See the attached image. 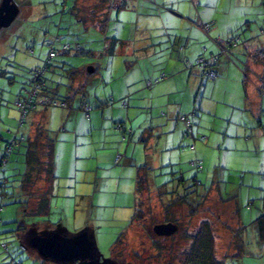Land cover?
Segmentation results:
<instances>
[{
    "label": "rangeland",
    "instance_id": "374dc122",
    "mask_svg": "<svg viewBox=\"0 0 264 264\" xmlns=\"http://www.w3.org/2000/svg\"><path fill=\"white\" fill-rule=\"evenodd\" d=\"M34 1L37 5L47 7L46 16L37 13L26 16L23 12L11 26L3 28L0 33V130H10L12 136L17 129L20 134L30 135L32 121L41 114L46 120L51 117L54 131L49 126L48 129L50 133H56L55 129L57 122L62 118L63 108L39 106L30 111L25 123L19 127L20 114L16 106V99L25 89L31 69L35 68L48 52L49 43L56 34H59L61 39L80 41L86 55L80 52L60 54L52 62L45 75L49 83L47 88L49 96L64 98L77 88L76 85L73 87V80L68 76L70 68L79 67L87 71L97 67L95 73L99 74L100 80H95L94 84L91 82L85 89L89 93L85 102L92 106V113L104 109L102 102L112 98V94L120 92L122 84H126V75L137 79V76L147 71L150 66L158 71L167 72L165 67L170 68L174 64L169 61L168 55L175 49L171 46L176 34L174 28L182 26L181 20L176 22L171 20L169 24L167 22L164 24L160 19L143 13L142 3L139 7L136 0H126L127 3L116 0L118 7L123 4L124 7H115L112 10L110 27L105 33H101L95 28L86 29L75 21V16L71 13L75 0H68L67 9H63L64 0ZM97 1H79L78 11L84 20L93 7L99 4ZM161 1L166 0L158 2ZM177 1L188 7L187 11L184 8L183 10L189 16L193 14L191 6L195 11V8L201 5L198 3L199 0ZM203 1L208 6L227 9L231 2L243 5L248 3L251 6L260 0ZM161 4H164L161 9L169 8L165 2ZM247 12L249 14L250 11ZM236 16L239 14L233 11L234 19ZM242 16L239 18L240 22H244ZM70 19L73 21L72 24L68 21ZM13 29H16V33L11 39L2 41L5 33L11 35ZM149 34L161 39L173 38L172 43H159L155 46L159 51L153 57V62L147 57V53L140 49L143 46L141 45L143 37ZM212 34H205V40L212 38ZM113 39L117 40L112 43ZM32 46L35 48L33 53L28 51V47ZM151 62L153 66L150 65ZM203 79L207 100L212 106L207 107L209 104L204 101L208 109L205 110L206 107L203 105L205 116L202 123L196 122L193 118V134H185L183 125L177 121L169 136L158 135L152 139L154 142L151 151L156 160H161V164L153 159L150 171L151 186L143 189L142 198H139L137 193L134 194V191L137 192L134 184L125 181L119 183V172L107 169V163L111 158L109 152H106L107 149L103 148L102 131L95 130L96 148L99 149L97 157H90L89 152L78 156L75 150L73 155L70 151L65 155L67 158L65 167L70 162L74 163L75 167L89 166L88 175L93 176L92 184L70 186L69 175L64 167L52 191L50 212L45 215L27 214L25 205L16 197L19 194L22 176L27 170V147L23 143L17 144L10 154L7 166H0V243L5 242L9 245V252L0 245V264H14V261H20L22 264H55L41 259L21 239L23 227L36 225L43 229L45 221H50L55 227L65 226L71 232H77L85 227L93 228L104 258L125 259L133 264H166L169 250L164 247L169 241L162 238L155 241L147 228L151 224L165 221L167 215L179 220L183 230L189 229L190 232L201 221L206 219L212 221L217 237L216 256L221 264H264V246L258 240L253 223L263 208L264 181L257 179L261 176L260 172L251 173L258 172L261 165H264V152L256 154L253 150L254 157L249 151H242L243 158L251 157L247 163L244 162L245 158H237L236 151H230L232 140L225 137V134L234 113L233 109L227 105L230 103L221 101L220 97L217 98V93L221 94V90L215 91V80L207 77ZM184 96H187V93L175 95V101H182ZM147 116L146 113L142 114V118L140 114L137 115L133 121L135 131L144 128ZM201 128L205 130L198 131ZM114 129L117 130L115 127ZM204 135L206 137H203ZM120 136L122 138L121 134ZM135 149V157L141 160L145 142L133 141L130 151L133 152ZM194 160L201 161V169L190 164ZM251 166L254 169H251ZM85 171L82 170L79 175ZM97 174L111 179L95 180ZM181 178L185 181H181ZM252 179L256 184L251 183ZM84 194L89 195L87 199H83ZM186 194H190L189 201L192 204H203L194 218H190L188 207L184 204L176 205L168 213L165 211L163 203L172 204ZM138 210H142V214L147 217L146 221L142 219L133 222ZM80 224H83L82 228L79 227ZM120 237L122 241L115 254L114 248ZM179 239L180 235L175 238L177 241Z\"/></svg>",
    "mask_w": 264,
    "mask_h": 264
},
{
    "label": "crops",
    "instance_id": "0c3cea01",
    "mask_svg": "<svg viewBox=\"0 0 264 264\" xmlns=\"http://www.w3.org/2000/svg\"><path fill=\"white\" fill-rule=\"evenodd\" d=\"M15 1L20 6V14L25 12L26 16L29 14L33 15L34 13L40 14L41 16L47 15V7H42L40 6L41 4L37 5L34 0ZM79 1L80 0H75L73 4L71 13H73L74 16L78 11ZM123 1L126 2V0ZM158 1L159 0H136V4L140 7V3H142V10H140L143 11V13L154 19H160L164 24L165 22L169 24L171 20H173V22L177 20L183 21V27L174 28L176 32L174 43L185 45V49L179 52L177 46V50H173V52L169 53V61L174 62V64L170 68L166 66L165 69L171 76L157 85L148 88L145 85V79L159 75L161 72L160 70L158 71L150 66V68L146 69L147 71L139 75L140 77L137 76V79L130 78L126 75V84H122L119 93L115 94L113 91L114 94H112L116 103H118L107 105L108 109H105V106H103L102 108L104 109L96 111L95 113H92V110L89 115H86L80 109L82 103L85 102V98L89 96V93H87L85 89L88 88L91 82L94 84L95 80L99 81L100 78H98L99 74H92L95 70L91 71L90 68L84 71L80 68L77 77L73 81V87L76 85L77 88L75 90L73 89L69 96H66L74 98L71 102L73 108H63L62 118L57 122L56 126L57 128L59 127V129L56 128V133H52L56 139L55 173L58 178L62 175L61 171L65 167V160L67 159L65 155L68 154L69 151L72 155L75 150V154L78 156L87 152H89L90 157L94 158L98 156L97 151L99 149L96 148L97 142L95 141L94 131L101 130L103 134L101 140V142H103V148L105 147V149H107L106 152H109L108 155L111 158L107 163V169L119 172V183L122 181L130 184L132 183L135 185L136 189L138 167L145 164L150 167L153 166V159L155 158L151 151L154 142L152 139H155L158 135L169 136L170 131H172L174 125H176L178 121V115L182 113L189 114L194 111L196 113L194 120L198 123H202L205 110L208 109L207 107L212 106L207 100L206 85L202 71L195 67L187 68L183 62L184 58L194 61L203 50V47H207L209 52H219L220 45L216 42V39H226L242 26H246L248 30L246 33L244 32L242 36L246 41L243 43V46H233L232 58L225 56L221 57L219 63L215 66L218 77L215 80L214 89L217 92L221 90V94L217 93V98L220 97L221 101L230 103L227 105H229L234 112L226 127L227 133L225 134V137H230L232 140L230 151H236V153H238L237 158H243L241 152L245 150L249 151L254 157L255 153L260 154L264 152V96L262 94L264 88V61H257L253 57L257 45L259 47H264V4L261 3L262 0L251 6L248 3L243 5L241 3L231 2V5L227 9H220L218 6H208L203 0H199L198 3L201 5L200 7L197 6L195 11L192 6L190 7L193 13L190 14V16L185 14L183 10L184 8L187 11L188 7L177 0L161 1L163 3L165 2V5L169 7H164V9H161V6L164 4ZM238 5L240 6L238 7ZM135 7L137 6L135 5ZM157 8H160L161 11L158 12ZM91 11L88 13V17L85 20L82 18L83 22L78 21L76 16L75 21L81 23L86 29L95 28L98 30L97 25H100L99 18L96 17L94 20L91 19ZM233 11L239 14L238 17L236 16V19L233 17ZM246 11H250L249 14L248 12L246 13ZM163 12H167L168 14L165 15ZM242 12L244 13L243 16L241 15ZM240 16H242L244 22H240ZM68 21L71 24L73 22L72 19ZM208 21L213 22L210 30V34H213L211 35L212 38L206 41L205 34L207 33L204 31L202 24ZM157 22L159 21L157 20ZM247 22L249 24H246ZM15 30L16 29H13L11 35L5 33L1 40L4 42L9 41L13 34L16 33ZM172 39L173 38H167L169 41ZM62 40L71 41L68 40V38H63ZM159 43H161V38L149 34L143 37L141 41V45L143 46H141L140 49H143V51L147 53V57L152 61L155 54L159 51V48L155 47ZM245 47L250 49V51H248L249 54L243 52ZM28 51H32V48L28 47ZM34 51L35 48L33 52ZM150 65L153 66V63ZM170 65L171 64H169V66ZM203 86H205L204 90ZM180 93H187V96H184L182 101H175L174 96ZM126 96H129L128 108L123 107L122 102H120ZM204 101H207L209 105L207 106V104H204ZM104 102H102V105L106 104ZM203 105L205 107L207 106L206 109ZM214 111L216 110L214 109ZM143 113L148 115L146 117V123L143 124L144 128L135 131L133 121L138 114H140V118H142ZM117 121L125 122L128 127L130 126L131 133L125 134L124 132L115 130L114 123ZM40 122H43L47 128L49 126L52 128V131H54L51 117L46 120L45 116L41 114L32 121V126L29 131L30 134H33L35 125ZM131 122L132 124L130 125ZM204 130L205 129L201 128L198 131ZM119 133L122 135V138ZM23 134L25 135V133ZM0 136L4 140H7L12 137V132L2 129L0 130ZM203 137H206V135ZM133 141L138 143L145 142V150L141 152V160L135 157L136 149L133 152L130 151ZM206 145H208V143H206ZM245 147L246 149H244ZM253 150H255V153L252 154ZM122 151H124V154ZM92 154H95V156H92ZM118 157H120V160L117 162ZM244 158V162L247 163L251 160L249 156ZM156 161L161 164V160ZM88 167V165L84 168L75 167L74 163L70 162L65 167L69 175V185L75 187H79L78 184H82L81 186L91 185L93 176L88 175L90 170ZM263 168L264 165L262 164L258 172L251 171V173L260 172L259 175L261 176H258L257 179L264 181V173L261 172L264 171ZM251 169L254 168L251 166ZM82 170L86 171L79 175ZM94 179L103 180L111 179V177H101L97 174ZM150 182H152V180H150ZM251 183L256 184L253 179ZM136 193L137 192L134 191V194ZM88 196L87 194L82 195L83 199H87ZM220 199L222 200V198ZM263 211L264 202L263 208L259 211L258 215ZM82 225L83 224H80L79 227L82 228ZM42 227L54 228L55 226L50 223V221H45Z\"/></svg>",
    "mask_w": 264,
    "mask_h": 264
},
{
    "label": "trees",
    "instance_id": "16d2710c",
    "mask_svg": "<svg viewBox=\"0 0 264 264\" xmlns=\"http://www.w3.org/2000/svg\"><path fill=\"white\" fill-rule=\"evenodd\" d=\"M68 0H64L62 5L63 9H66ZM99 4L93 7L90 17L91 19L99 18L100 25L98 26L99 32L105 33L110 27L111 21V12L116 5L115 0H98ZM126 3V2H124ZM264 4V0L261 2ZM124 7V4L120 6ZM118 7V8H120ZM78 10V9H77ZM104 10V11H103ZM78 21H82V17L80 12L77 11L75 14ZM83 22V21H82ZM96 24V23H95ZM98 24V23H97ZM102 24V25H101ZM213 22L208 21L202 24L204 31L210 35V30ZM246 24H249L248 22ZM177 29V27H176ZM248 30L246 26H242L237 31L233 32L230 37L226 39H216V42L220 45L219 52H209L207 47H203L201 53L196 57L194 61L190 59L184 58L183 62L187 68H197L202 71L203 77H207L211 80H216L218 77V72L215 70V66L219 63L221 57H233L232 48L233 46L242 45L246 41L242 36L244 32L246 33ZM117 39H113L112 43H114ZM249 41V40H247ZM169 40L161 39V44H169ZM172 43V42H171ZM177 50L178 46L179 52L185 49V45H180L177 43H172L171 45ZM32 52L34 47L32 46ZM55 52V56L51 57L50 53ZM113 51V49H112ZM250 49L245 47L243 51L245 54H249ZM255 51V52H254ZM253 57L257 61H264V47H259L257 45L256 50H254ZM70 52H80L86 55L85 50H83V45L80 41H64L60 38L59 34H56L51 42L49 43L48 52L41 58L39 65L35 68L31 69L29 73V78L26 84L25 89L19 94L16 99V106L19 111V120L18 125L21 127L27 118V115L31 110L38 108L39 106L48 108L50 106L53 107H61L72 109V101L74 98L64 97V98H54L49 96V83L47 82L45 75L46 72L50 69L52 62L60 55L67 54ZM203 59V61H201ZM79 67L70 68L68 71V76L72 78L74 81L77 77ZM93 73L97 72V67H93ZM210 72H214L216 74L215 77H212ZM171 74L169 72H160L159 75L155 77H150L145 79V85L148 88H151L158 83L164 81L166 78L170 77ZM34 84H37L36 86ZM35 86V87H34ZM35 89V93L33 94V90ZM262 94L264 96V88L262 90ZM60 99V100H59ZM129 96H126L122 99V106L125 108L129 107L128 104ZM18 102H22L25 106L26 112L22 113L20 107L18 106ZM105 106L114 105L116 100L114 97L108 99L104 102ZM103 105V106H104ZM102 106V107H103ZM82 112L86 115H89L93 110L92 106L83 102L80 106ZM196 117V113L193 111L192 113H182L177 117L178 122H180L185 130V134H193V118ZM114 127L124 132L125 134L131 133V129L126 125L125 122L117 121L114 123ZM25 144L27 147L26 151V165L27 170L25 174L22 176L21 184L19 186V194L16 196L19 201L25 205L26 213L33 215H45L50 212L51 209V200L53 197V189L55 187L56 180L58 176L55 173L56 167V139L50 133V130L44 125L43 122L35 125L33 134L24 135L20 134L19 130L13 134L10 139L4 140L0 136V166H7L10 159V154L15 149L17 144ZM192 148H194L192 146ZM120 160L118 157L117 162ZM192 166L201 169V161L194 160L190 163ZM152 167L149 165H141L138 167V178H137V195L139 198H142V193H144V188H150V180H152L150 171ZM181 181H185L184 178H181ZM189 195L186 194L183 198L173 202L172 204L163 203L165 211H168L175 208L176 205L184 204L188 207L190 218H194L199 210L202 208L203 204H192L189 201ZM207 196V195H206ZM142 203V202H141ZM142 210H138L133 218V222L136 220H147L144 214L141 212ZM144 216V217H143ZM163 222L157 223H166L173 222L178 225V230L166 237L158 236L153 227L150 225L147 230L148 232L156 239L162 238L163 240L169 241L168 244L164 247L169 250L168 262L166 264H221L220 260L217 258L216 246H217V237L215 234V227L209 219L201 221L197 226L193 228V231L183 230L179 220L173 218L172 216L167 215ZM145 220V221H146ZM1 223V219H0ZM258 240L264 246V211L261 212L257 218L253 221ZM29 227V226H28ZM28 227H23L21 229V235L28 229ZM183 230V232H182ZM240 230V229H239ZM241 232H239L240 234ZM178 234V235H177ZM238 234V237H239ZM180 235V239L177 241L175 238ZM237 237V234L235 235ZM121 237L118 239L116 246L114 248L115 254L117 252V247L119 243H121ZM171 241V242H170ZM157 243V242H156ZM233 243V241H232ZM1 247L9 252L8 243L2 242L0 243ZM159 245V244H158ZM163 248V249H164ZM116 257V256H115ZM118 259V258H117ZM125 260V259H118ZM179 262V263H178ZM133 263V262H132ZM14 264H22L20 261H14Z\"/></svg>",
    "mask_w": 264,
    "mask_h": 264
},
{
    "label": "water",
    "instance_id": "95a60500",
    "mask_svg": "<svg viewBox=\"0 0 264 264\" xmlns=\"http://www.w3.org/2000/svg\"><path fill=\"white\" fill-rule=\"evenodd\" d=\"M19 14L20 6L16 1L2 0L0 33L3 28L11 26ZM153 230L158 236L166 237L174 234L178 225L173 222L157 223ZM21 239L41 259L55 264H133L126 260L104 258L98 247L95 231L91 227L71 232L62 225L43 229L32 225L22 234Z\"/></svg>",
    "mask_w": 264,
    "mask_h": 264
},
{
    "label": "built area",
    "instance_id": "2783aa9c",
    "mask_svg": "<svg viewBox=\"0 0 264 264\" xmlns=\"http://www.w3.org/2000/svg\"><path fill=\"white\" fill-rule=\"evenodd\" d=\"M50 56H51V57L55 56V52L52 51V52L50 53ZM201 61H203V59H201ZM210 74L212 75V77H215V76H216V74H215L214 72H210ZM34 85L36 86L37 84H34ZM35 86H34V87H35ZM34 93H35V89L33 90V94H34ZM18 106L20 107L22 113L25 114L26 109H25L24 104H23L22 102H18Z\"/></svg>",
    "mask_w": 264,
    "mask_h": 264
}]
</instances>
